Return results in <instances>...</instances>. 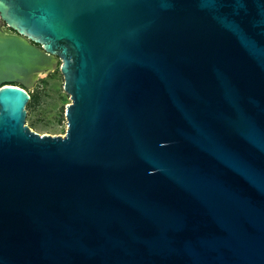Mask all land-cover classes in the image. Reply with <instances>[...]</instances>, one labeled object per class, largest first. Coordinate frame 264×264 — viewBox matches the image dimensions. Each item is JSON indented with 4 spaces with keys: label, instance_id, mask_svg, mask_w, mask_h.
<instances>
[{
    "label": "water",
    "instance_id": "1",
    "mask_svg": "<svg viewBox=\"0 0 264 264\" xmlns=\"http://www.w3.org/2000/svg\"><path fill=\"white\" fill-rule=\"evenodd\" d=\"M0 264H264V0H0Z\"/></svg>",
    "mask_w": 264,
    "mask_h": 264
},
{
    "label": "rangeland",
    "instance_id": "2",
    "mask_svg": "<svg viewBox=\"0 0 264 264\" xmlns=\"http://www.w3.org/2000/svg\"><path fill=\"white\" fill-rule=\"evenodd\" d=\"M58 68L40 75L30 91L31 99L26 105V124L40 134L65 135L68 128L66 109L72 102L64 89L65 78Z\"/></svg>",
    "mask_w": 264,
    "mask_h": 264
},
{
    "label": "built area",
    "instance_id": "3",
    "mask_svg": "<svg viewBox=\"0 0 264 264\" xmlns=\"http://www.w3.org/2000/svg\"><path fill=\"white\" fill-rule=\"evenodd\" d=\"M7 29H10L8 26H5ZM12 30V29H11ZM14 32V31H13Z\"/></svg>",
    "mask_w": 264,
    "mask_h": 264
},
{
    "label": "bare ground",
    "instance_id": "4",
    "mask_svg": "<svg viewBox=\"0 0 264 264\" xmlns=\"http://www.w3.org/2000/svg\"><path fill=\"white\" fill-rule=\"evenodd\" d=\"M3 28H5V27H3Z\"/></svg>",
    "mask_w": 264,
    "mask_h": 264
}]
</instances>
